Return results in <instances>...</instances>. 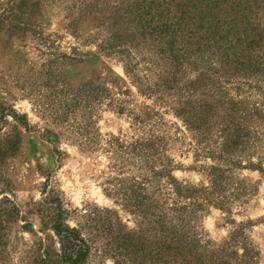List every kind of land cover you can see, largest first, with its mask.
I'll list each match as a JSON object with an SVG mask.
<instances>
[{"label":"trees","instance_id":"obj_1","mask_svg":"<svg viewBox=\"0 0 264 264\" xmlns=\"http://www.w3.org/2000/svg\"><path fill=\"white\" fill-rule=\"evenodd\" d=\"M45 1L49 0H10L0 4V29L17 32L22 37L27 33L37 37L49 50L50 58L53 57L49 63H56L59 58L65 63L81 61L76 53H60L53 39L42 36L36 15ZM73 2L72 19L77 13L78 20L92 17L97 21L98 32L90 43L98 42L99 51L117 56L133 78L138 77L137 71L145 72V78L153 86H146L144 93H176L175 85L205 54L222 66L229 80L241 73L248 76L244 77L247 80L256 76L255 82L247 83L245 92L235 87V94L225 98L221 117L196 118L195 122L203 126L198 132L200 153L211 161L204 173L206 179L199 184L180 181L173 175L163 138L150 133L131 141L112 136L104 142L105 151L112 154L109 168L114 174L108 180L111 188L104 191L137 217L138 230L126 239L131 241L144 235L151 258L178 264L199 243L192 232L197 215L211 206L227 212L234 206H246L257 194L259 184L243 177L244 171L264 177V0ZM53 78L46 86L49 95L45 100H36L43 114L53 118L54 114V120L65 125L80 111L81 116L90 118L100 98L96 101L98 97L92 98L84 89L75 90L67 80L56 78L49 84ZM205 106L220 110L214 103L206 102ZM75 129L83 140L79 141L83 147L98 146L99 133L92 135L89 128ZM17 137L0 140V175L6 159L17 151ZM45 194L47 198L35 203L31 210L41 214L42 221L43 237L36 249V264H84L92 245L84 236L83 228L67 222L69 213L53 191ZM21 215V207L13 200L7 196L0 199V245ZM243 234V226L235 229L231 240L210 256L212 263L254 264L257 252ZM237 241L243 253L230 251L229 247ZM122 250L119 256L125 260L137 253Z\"/></svg>","mask_w":264,"mask_h":264},{"label":"rangeland","instance_id":"obj_2","mask_svg":"<svg viewBox=\"0 0 264 264\" xmlns=\"http://www.w3.org/2000/svg\"><path fill=\"white\" fill-rule=\"evenodd\" d=\"M9 1L0 0V4ZM73 5V0L45 1L36 18L44 38L53 39L60 53H76L81 61L65 63L59 58L49 63L53 57L37 37L0 29V140L19 135L17 151L6 159L0 175V199L7 196L22 209L0 245V264H36L42 221L41 214L31 210L47 198L48 191H53L68 211L67 222L80 224L92 245L84 264H165L159 257L151 258L144 235L129 241L138 230L137 217L104 191L111 188L108 180L114 176L109 168L112 154L105 151L104 142L112 136L131 141L150 133L163 138L173 175L199 184L206 179L204 173L211 161L200 153L197 141L203 126L196 118L221 117L225 98L235 94V87L245 92L256 76L247 80L241 73L229 80L222 66L205 54L175 85L176 93H144L146 86H153L145 72L140 68L138 77L133 78L117 56L99 51L98 42L90 43L98 32L97 21L92 17L78 20L77 13L72 19ZM55 76L70 82L75 90L81 88L92 98L98 97L96 101L100 98L90 118L77 112L69 126L54 120L56 115L50 109L47 111L54 118L43 114L36 100L49 95L46 86ZM204 101L220 110L206 107ZM76 127L89 128L92 135L99 133L98 146L83 147ZM243 177L259 184L257 194L246 206H234L231 212L211 206L199 213L192 230L199 243L178 264H213L210 256L231 240L239 226L257 252L254 264H264V177L248 171ZM26 223L29 225L23 228ZM240 244L237 241L230 251L243 253ZM123 248L137 253L125 260L119 256Z\"/></svg>","mask_w":264,"mask_h":264}]
</instances>
